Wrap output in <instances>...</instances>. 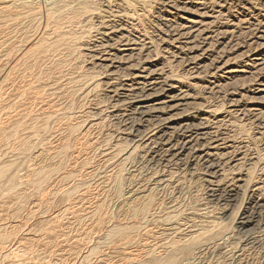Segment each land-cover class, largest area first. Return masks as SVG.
I'll return each instance as SVG.
<instances>
[{"label": "rangeland", "instance_id": "obj_1", "mask_svg": "<svg viewBox=\"0 0 264 264\" xmlns=\"http://www.w3.org/2000/svg\"><path fill=\"white\" fill-rule=\"evenodd\" d=\"M42 1L0 0V264H264V0Z\"/></svg>", "mask_w": 264, "mask_h": 264}, {"label": "bare ground", "instance_id": "obj_2", "mask_svg": "<svg viewBox=\"0 0 264 264\" xmlns=\"http://www.w3.org/2000/svg\"><path fill=\"white\" fill-rule=\"evenodd\" d=\"M23 2L24 0H18V2ZM62 1V0H61ZM64 1V0H63ZM211 1V0H210ZM45 5H51L53 2H54V0L53 1H51V0H43L42 1ZM174 2V1H173ZM51 10V9H50ZM57 12V11H56ZM54 14V13H53ZM110 19V18H109ZM119 20V19H118ZM111 27V26H110ZM125 27V26H124ZM170 28V27H169ZM186 28V27H185ZM114 29V28H113ZM112 29V30H113ZM125 31H126V29H124ZM192 30V29H191ZM177 31V30H176ZM118 32V31H117ZM197 32H199L198 30H197ZM200 33V32H199ZM108 34V33H107ZM195 33H193V31H190V32H188V34L187 35H191L190 37H192L193 35H194ZM184 34H182V36H183ZM186 35V34H185ZM187 35H186V37H187ZM180 37V38H183V37H185V36H183V37ZM188 36V37H189ZM196 37H197V35H195ZM198 36H199V34H198ZM179 37V36H178ZM196 37L194 38V39H196ZM119 39V38H118ZM124 38H121V39H119V40H123ZM186 39V38H185ZM119 40H117V42H115V43H118V41ZM125 40V39H124ZM126 41L127 42H131V43H136V41L135 40H131L130 38H126ZM192 41V40H191ZM121 42V41H120ZM126 43V42H125ZM108 44V43H107ZM106 44V45H107ZM122 44V43H121ZM124 44V43H123ZM129 44V43H128ZM115 45H117V44H115ZM109 46H110V44H109ZM135 46H138V45H134V47ZM112 47H114V44L112 45ZM126 47V46H125ZM104 48V47H103ZM118 48V47H117ZM141 48V47H140ZM144 48V47H143ZM135 50V49H134ZM133 50V51H134ZM136 50H139V52H141L143 49H141V51H140V49L138 48V49H136ZM98 51V50H97ZM103 51V50H102ZM128 51V50H127ZM132 51V50H131ZM106 52V51H105ZM110 53V52H109ZM107 54V53H106ZM111 54H112V52H111ZM139 54V53H138ZM101 55V54H100ZM114 55V54H113ZM109 56H110V54H109ZM129 56V55H128ZM131 56H132V54H131ZM105 58H107V57H105ZM104 58V59H105ZM116 58V57H115ZM130 58V57H129ZM109 59V58H108ZM112 59V58H111ZM118 59V58H117ZM121 59V58H120ZM125 59V58H124ZM110 60V59H109ZM122 60V59H121ZM128 60V59H127ZM111 61V60H110ZM115 62H116V60H115ZM264 63V62H263ZM262 64V63H261ZM261 64H259V65H261ZM116 65V64H115ZM111 66V65H110ZM109 66V67H110ZM113 67H115V66H113ZM263 68V67H262ZM139 70V69H138ZM159 70V69H158ZM161 70V69H160ZM264 70V69H263ZM113 72V71H112ZM154 72V71H153ZM152 72V73H153ZM160 72V71H159ZM164 72V71H163ZM152 73H150V72H148L147 71V69H144L143 70V72L140 74V75H138V76H136L135 77V80H134V84L133 85H131V86H128V89L126 88H124L125 89V91L128 93V92H134V91H136V92H134V94H132V95H129V96H124V97H126L127 98V100H129V101H125V104H124V106L125 107H127V109H128V107L129 108H131V109H133V110H140L141 111V113H145L146 114V111H148L147 109H148V105L147 106H144L143 104H144V102H145V100H144V96H146V95H144V93H146L148 90H150V89H157L156 87L158 86V84H159V79L158 78H153V76L154 75H156V74H152ZM155 73H157V72H155ZM104 74H107V73H104ZM108 74H109V72H108ZM115 74V73H114ZM166 74V73H165ZM117 75V74H116ZM115 75V76H116ZM160 76V75H159ZM107 77V76H106ZM124 77H126L125 75H124ZM131 77V76H130ZM134 77V76H133ZM170 77V76H169ZM129 78V77H128ZM127 78V79H128ZM132 78V77H131ZM115 79V78H114ZM116 79L118 80V78H117V76H116ZM124 79V78H123ZM122 80V79H121ZM121 80H119V81H121ZM131 80V79H130ZM110 81H111V79H110ZM116 81V80H115ZM119 81H117V82H119ZM123 81V80H122ZM161 81V80H160ZM112 82H113V80H112ZM108 84V83H107ZM108 85H110V84H108ZM127 85V84H126ZM113 86H115V85H113ZM113 86H112V88H113ZM120 86V85H119ZM122 88V87H121ZM116 90V89H115ZM153 90V91H154ZM263 91H264V89H262ZM258 91H261V90H258ZM115 93V92H114ZM161 93V92H160ZM154 94V93H153ZM122 95H124V94H122ZM121 98V97H120ZM172 98V97H171ZM183 98V97H182ZM179 99V98H178ZM121 103V102H120ZM159 105V104H158ZM117 106V105H116ZM119 106V105H118ZM154 109V108H153ZM152 109V110H153ZM159 110V109H158ZM156 111V110H155ZM151 112V111H150ZM115 118V117H114ZM132 119V118H131ZM159 123H161V122H159ZM158 123V124H159ZM165 123V122H164ZM162 125V124H161ZM198 127V126H197ZM196 127V128H197ZM180 128V127H179ZM186 128V127H185ZM184 127H183V129H185ZM192 128V127H191ZM181 129H182V127H181ZM180 129V130H181ZM190 129V128H189ZM188 129V130H189ZM200 129V128H199ZM130 130H132V129H130ZM177 130V129H176ZM179 130V131H180ZM186 130V129H185ZM184 130V131H185ZM194 130V129H193ZM182 131V130H181ZM195 131V130H194ZM197 131V130H196ZM145 133V132H144ZM160 133V132H159ZM184 133V132H183ZM186 134H187V132H185ZM184 133V134H185ZM149 134V133H148ZM165 134V133H164ZM177 134V133H176ZM201 134V133H200ZM205 134V133H204ZM203 134V135H204ZM168 135V134H167ZM199 134H197L196 136H198ZM146 135H137V139H142L143 137H145ZM162 136H163V134H162ZM191 136V135H190ZM142 137V138H141ZM146 137H148V136H146ZM153 137V136H152ZM172 137V136H171ZM183 137V136H182ZM200 137V136H199ZM160 138V137H159ZM194 138L195 137H193V136H191V137H187V140L185 141V140H181L182 142V144H181V148H180V151H179V153L178 152H176V154L178 153V156H184V153L185 152H189V150H191L192 151V149H193V147L191 146V144H192V141L194 140ZM147 139V138H146ZM150 139V138H149ZM156 139V138H155ZM154 139V140H155ZM157 140V139H156ZM158 140H160V139H158ZM146 141V140H145ZM149 141H151V140H149ZM198 141H200V140H198ZM139 142H141V141H139ZM175 142V141H174ZM202 142V141H201ZM150 143V142H149ZM148 143V144H149ZM152 143V142H151ZM157 143H159V141L158 142H156V144ZM173 142L169 139V137H168V139L167 140H165V138L163 137L162 138V140L160 141V143L159 144H161L162 145V147L163 146H165V145H171ZM177 143H179V142H177ZM177 143H176V145H177ZM194 143V142H193ZM155 144V143H154ZM155 144V145H156ZM196 144V143H195ZM139 145V144H138ZM150 145H152V144H150ZM180 145V144H179ZM178 145V146H179ZM159 146V145H158ZM197 146V145H196ZM145 147V146H144ZM156 147V146H155ZM155 147H153V148H155ZM161 147V146H160ZM161 147V148H162ZM171 147V146H170ZM173 147V146H172ZM191 147V148H190ZM136 148V147H135ZM142 148V147H141ZM195 148V147H194ZM199 148V147H198ZM201 148V147H200ZM159 149V148H158ZM167 149V148H166ZM177 148H174V150H176ZM135 150V149H134ZM169 151H167V152H169L170 154H171V152H172V150H173V148L172 149H168ZM173 150V151H174ZM197 150V149H196ZM156 151V150H155ZM200 151H201V149H200ZM199 151V152H200ZM132 152H133V150H132ZM158 152H160V151H158ZM166 152V153H167ZM162 153H164V152H162ZM162 153H160V154H162ZM165 154V153H164ZM206 154H207V152H206ZM131 155H132V153H131ZM159 155V154H158ZM163 155V154H162ZM185 155H188V154H185ZM202 155H205V154H202ZM208 155V154H207ZM211 155V154H210ZM165 156V155H164ZM169 156V155H168ZM172 156V155H171ZM174 156V155H173ZM177 156V155H176ZM198 156V155H197ZM162 157V156H161ZM188 157V156H187ZM199 157H201L202 158V156H199ZM212 157V156H211ZM168 158H170V157H168ZM167 158V159H168ZM171 158H173V157H171ZM175 158H177V157H175ZM209 158V157H208ZM200 159V158H199ZM204 159V158H203ZM171 160V159H170ZM169 160V161H170ZM178 160V159H177ZM204 161H206V160H204ZM203 161V162H204ZM213 161V160H212ZM210 162V161H209ZM215 162V161H214ZM211 163H213V162H211ZM173 164V163H172ZM211 165V164H210ZM213 167V166H212ZM216 167V166H215ZM217 169V168H216ZM217 171V170H216ZM218 172V171H217ZM214 173V172H213ZM210 174H212V173H210ZM219 175V174H218ZM213 176V175H212ZM263 211V210H262ZM243 223H242V225L243 226H247V225H250V223H251V219L250 218H246L244 221H242ZM241 225V224H240ZM257 228V227H256ZM133 231V230H132ZM122 233V232H121ZM132 233V232H131ZM117 234H119L118 232H117ZM129 234V233H128ZM198 235V234H197ZM197 235L194 237V238H191V239H189V240H187V241H185V243H184V245L182 244L181 246L183 247V248H185V247H190L189 245L191 244V243H193L196 239H197ZM124 236V235H123ZM199 236V235H198ZM166 241V240H165ZM181 246H179V247H177L176 249H174V251H173V253H175V252H178V250H183V248L181 247ZM157 247V246H156ZM159 248V247H158ZM170 248H172V247H170ZM174 248V247H173ZM191 248V247H190ZM190 248H186V250H183V251H191L190 250ZM194 248H196L197 250H202L203 251V249L205 250V248L207 249V247H205V245H202V244H198V245H194ZM167 249V248H166ZM172 250V249H171ZM193 250V249H192ZM154 251V250H153ZM168 251V250H167ZM193 252V251H192ZM195 252V251H194ZM149 253V252H148ZM190 254V253H189ZM150 255V254H149ZM177 255V254H176ZM175 255V257H172V258H174L175 260L178 258L177 256ZM174 256V255H173ZM177 257V258H176ZM7 258V257H6ZM135 258V257H134ZM178 260V259H177ZM177 262V261H176Z\"/></svg>", "mask_w": 264, "mask_h": 264}]
</instances>
